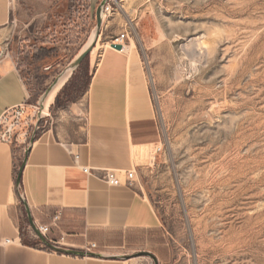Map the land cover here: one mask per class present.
Listing matches in <instances>:
<instances>
[{"label":"rangeland","instance_id":"374dc122","mask_svg":"<svg viewBox=\"0 0 264 264\" xmlns=\"http://www.w3.org/2000/svg\"><path fill=\"white\" fill-rule=\"evenodd\" d=\"M15 1L8 50L30 93V139L66 131L112 39L128 32L126 52L139 53L160 141L139 162L136 185L161 226L121 255L137 264H155L134 257L142 252L165 255L159 264H264V0H117L98 37L86 0L36 9ZM39 48L53 53L34 62Z\"/></svg>","mask_w":264,"mask_h":264},{"label":"crops","instance_id":"0c3cea01","mask_svg":"<svg viewBox=\"0 0 264 264\" xmlns=\"http://www.w3.org/2000/svg\"><path fill=\"white\" fill-rule=\"evenodd\" d=\"M50 1L19 0L35 9ZM103 1L86 0L88 13L96 12ZM15 2L0 0V51L5 54L0 60V119L30 99L8 50ZM126 51L109 46L101 51L86 95L70 108L65 132L49 128L30 139L21 131L13 143L0 141V264H137L121 254L127 245L139 246L138 236L161 226L136 183L112 187L103 179L106 170L138 172L139 162L160 141L139 53ZM77 119H84V126L77 128ZM71 131L74 137L65 135ZM28 212L34 225L51 226L50 243L64 237L63 245L79 252L95 244L92 253L97 256L59 253L43 245ZM157 257L166 260L163 254Z\"/></svg>","mask_w":264,"mask_h":264},{"label":"built area","instance_id":"2783aa9c","mask_svg":"<svg viewBox=\"0 0 264 264\" xmlns=\"http://www.w3.org/2000/svg\"><path fill=\"white\" fill-rule=\"evenodd\" d=\"M116 2H113L112 0H108L103 9L104 17L105 19L111 16L113 12L115 11L114 5ZM129 40V33L125 32L121 35L117 36L116 38L112 39V41L109 44L110 48H113L112 45H121L122 50H124V47L127 46L126 41ZM4 52L0 51V60L4 57ZM28 107L27 104L20 105L18 107H14L12 109L7 110L0 119V141L5 143H13L19 132L26 131L25 135H29L31 121L27 120L25 118L26 115V108ZM35 126V125H34ZM78 157H76L77 160ZM85 172H88L89 169H84ZM103 179L106 181V183L112 187H119L122 185H133L137 181V172L136 170H131L128 172H119L114 170H106L104 171ZM60 213L56 214L53 217V226H56L58 221L60 220ZM37 230L39 233H41L44 237L47 238L48 233L51 230V226L49 225H36ZM64 237L60 239V241L56 242L55 245L58 247L67 248L63 245ZM9 242V241H7ZM97 246L95 244L90 245L87 252H92L94 249H96Z\"/></svg>","mask_w":264,"mask_h":264},{"label":"water","instance_id":"95a60500","mask_svg":"<svg viewBox=\"0 0 264 264\" xmlns=\"http://www.w3.org/2000/svg\"><path fill=\"white\" fill-rule=\"evenodd\" d=\"M108 0H104L101 5L98 7L97 11H96V22H97V37L99 36L100 30L103 27V24L105 22V17H104V13H103V9H104V5ZM94 45L95 43H92L91 45H89L86 49H84L79 56L73 61L72 63V69H76L78 68L83 61L92 53L93 49H94ZM113 49L116 50H122V46L121 45H112ZM59 80V79H58ZM58 80L55 82L54 86L57 84ZM53 86V87H54ZM53 87L50 89V91L47 93V95L52 91ZM39 121V120H38ZM38 125L35 128V132L38 129ZM23 168L24 166H22L21 170H20V174L18 175V179H17V183L20 184L21 183V176H22V172H23ZM29 215V221H30V225L31 227L35 230L37 236L39 237V239L41 240V242L43 243V245L49 247L50 249L59 252V253H64V254H71V255H80V256H88V257H96L97 254L92 253V252H79V251H74V250H70L67 248H63V247H58L52 243H50L46 237H44L41 233L38 232L36 225H34L33 220L30 216V213L28 212ZM139 256H147L150 257L155 264H159L158 263V259L155 255H153L152 253L149 252H142L137 256L134 257H139ZM129 259V258H128Z\"/></svg>","mask_w":264,"mask_h":264},{"label":"bare ground","instance_id":"6f19581e","mask_svg":"<svg viewBox=\"0 0 264 264\" xmlns=\"http://www.w3.org/2000/svg\"><path fill=\"white\" fill-rule=\"evenodd\" d=\"M89 46V44L85 47V49ZM127 46L124 47V50H127ZM129 49V48H128ZM95 51V50H94ZM68 73H65L64 75H62L60 77V79L58 80L57 84L53 87L52 91L47 95V97L45 98V102L48 100L53 99L57 92L59 91V89L62 87V85L65 83V81L68 78Z\"/></svg>","mask_w":264,"mask_h":264},{"label":"trees","instance_id":"16d2710c","mask_svg":"<svg viewBox=\"0 0 264 264\" xmlns=\"http://www.w3.org/2000/svg\"><path fill=\"white\" fill-rule=\"evenodd\" d=\"M53 50L47 48H39L36 50L35 55L33 57L34 62H40L44 58L50 57L52 55Z\"/></svg>","mask_w":264,"mask_h":264}]
</instances>
